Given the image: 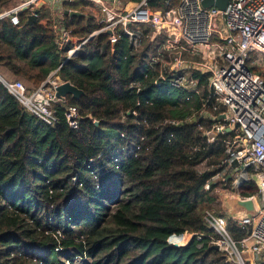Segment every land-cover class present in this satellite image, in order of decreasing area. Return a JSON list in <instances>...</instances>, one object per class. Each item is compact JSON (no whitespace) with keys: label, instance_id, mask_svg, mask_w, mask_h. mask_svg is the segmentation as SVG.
<instances>
[{"label":"trees","instance_id":"trees-1","mask_svg":"<svg viewBox=\"0 0 264 264\" xmlns=\"http://www.w3.org/2000/svg\"><path fill=\"white\" fill-rule=\"evenodd\" d=\"M13 1L0 0V11ZM176 2L149 5L168 9ZM79 3L90 2H63L82 14L60 19L73 39L99 28L74 7ZM42 18L41 9L30 24L26 12L19 25L0 18V66L34 86L58 69L85 92L65 100L82 117L71 128L56 104L57 119L47 124L0 81V264H76L75 258L85 264H230L208 243L215 232L204 218L221 205L220 183L204 184L222 164L229 135L218 133L212 142L205 136L214 121L204 113L221 111L207 74L194 73L201 93L154 85L148 62L164 36L145 38L133 50L121 29L114 42L98 32L66 59L72 41L59 47ZM238 192L258 195L253 182ZM227 227L236 239L245 235L234 220ZM183 234L185 244H171Z\"/></svg>","mask_w":264,"mask_h":264},{"label":"built area","instance_id":"built-area-1","mask_svg":"<svg viewBox=\"0 0 264 264\" xmlns=\"http://www.w3.org/2000/svg\"><path fill=\"white\" fill-rule=\"evenodd\" d=\"M40 1L20 0L0 11V18L8 17L19 25V15L32 14ZM86 1L97 10L99 28L82 42H74L70 30L58 25L55 14L52 28L58 46L73 43L66 59L77 55L82 44L98 32L111 31L114 42L116 30L121 29L133 50L140 48L145 38L164 36L161 48L148 62L154 85L169 84L201 93L204 85L194 73L207 74L206 87L214 90L221 111L214 116L204 113L214 121L205 136L212 142L218 133L229 135L226 156L204 187L218 182L220 193L239 194L244 184L253 182L259 209L252 219L234 220L245 231L238 239L228 230L226 213L206 210L204 218L215 232L207 236L208 243L218 245L230 264H264V0H227L223 9L203 6L202 0H177L168 9H154L149 0H135L130 7L122 6L121 0ZM64 81L58 69L31 89L20 79L1 76L4 86L30 113L53 124L57 119L55 105L60 104L68 126L76 128L82 117L79 110L56 96V87ZM130 87L139 89L136 83ZM220 116L223 118L217 120ZM193 235L201 240L200 234Z\"/></svg>","mask_w":264,"mask_h":264},{"label":"water","instance_id":"water-1","mask_svg":"<svg viewBox=\"0 0 264 264\" xmlns=\"http://www.w3.org/2000/svg\"><path fill=\"white\" fill-rule=\"evenodd\" d=\"M227 0H202L203 6L214 5L219 9H223ZM44 5V0L38 2L34 8L32 14L27 15V23H32L37 19L38 13L40 9ZM65 15H80L81 13L78 11H72L69 9H64ZM111 33V31H108ZM84 41V38H75L74 42L79 43ZM1 81V75H0ZM85 92L78 88L76 85L72 84L69 80L64 81L56 87V96L62 100L66 99L67 95H70L74 99L80 98L84 95ZM224 116V115H223ZM223 116L218 117L217 120L223 118ZM95 125L99 124V120L94 121ZM219 199L221 202V207L223 211L226 213L229 219L231 220H242V219H252L258 214V204L257 198L252 197H242L240 194H227L220 193ZM170 243V242H169ZM172 245H181V244H173ZM213 248L216 250L219 249L218 245H213Z\"/></svg>","mask_w":264,"mask_h":264},{"label":"rangeland","instance_id":"rangeland-1","mask_svg":"<svg viewBox=\"0 0 264 264\" xmlns=\"http://www.w3.org/2000/svg\"><path fill=\"white\" fill-rule=\"evenodd\" d=\"M18 1L20 0H14L11 5L9 6L10 8L15 5ZM122 2V5L125 6V7H130L132 5V0H121ZM62 1H58L57 4L53 5L54 2H51V0H45L44 1V5L42 6L41 10L44 14V18H42L43 22H50L51 23V26L52 24L54 23V19H55V14H57V12H59L58 10L56 11L55 9L58 7V5L60 4L61 5ZM76 9H80L86 16H91L94 18L93 22H96V17H97V14H96V9L95 7L91 4V3H88V5H84V4H76L74 6ZM54 8V9H53ZM9 9V8H8ZM66 9H69L68 7ZM7 10V9H5ZM59 20V19H58ZM58 25H59V22H58ZM17 79H20L22 80L26 86L31 89L32 87H34V85H32L29 81H26L24 78L22 77H15ZM204 86H202L203 88ZM213 92L214 90L211 89ZM202 92V91H201ZM203 166H201L200 168H202ZM218 190V192L220 193V185L217 186L216 188V191ZM212 209H214L216 211V213H218V211H221L223 213H225L220 206H214ZM185 236V235H184ZM187 241V238L184 240V241H178L179 244H185ZM75 262L76 264H85L87 262V260L85 259H82V258H75Z\"/></svg>","mask_w":264,"mask_h":264},{"label":"crops","instance_id":"crops-1","mask_svg":"<svg viewBox=\"0 0 264 264\" xmlns=\"http://www.w3.org/2000/svg\"><path fill=\"white\" fill-rule=\"evenodd\" d=\"M45 1V0H44ZM58 1H60V0H51V2H54V4L53 5H55V4H57V2ZM62 1V3H61V5L59 4L58 5V7L55 9L56 11L58 10L59 12H57V14H56V17L58 16V21H59V25H60V27H63V26H61V24H60V19L63 17V15H65L64 14V9H65V7H63V2H65V1H71V0H61ZM86 1V0H85ZM88 2V1H87ZM135 2V0H132V5H133V3ZM122 5V4H121ZM131 5V6H132ZM123 6V5H122ZM119 7H121L120 6V4H119ZM54 9V8H53ZM72 11H76V10H72ZM78 11V10H77ZM79 12V11H78ZM81 13V12H80ZM82 14V13H81ZM0 75L2 76V77H4V78H6V79H14L16 76L14 75V74H12L6 67H4V66H0Z\"/></svg>","mask_w":264,"mask_h":264},{"label":"bare ground","instance_id":"bare-ground-1","mask_svg":"<svg viewBox=\"0 0 264 264\" xmlns=\"http://www.w3.org/2000/svg\"><path fill=\"white\" fill-rule=\"evenodd\" d=\"M185 235V236H184ZM187 238L186 234H183L182 236H180V238L176 241V243H178V241H184Z\"/></svg>","mask_w":264,"mask_h":264}]
</instances>
